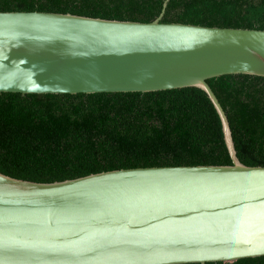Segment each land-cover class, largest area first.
I'll return each mask as SVG.
<instances>
[{
	"label": "water",
	"instance_id": "water-1",
	"mask_svg": "<svg viewBox=\"0 0 264 264\" xmlns=\"http://www.w3.org/2000/svg\"><path fill=\"white\" fill-rule=\"evenodd\" d=\"M0 12V94L204 92L232 166L153 167L51 184L0 174V264H232L264 257V167L239 162L208 85L264 78V31Z\"/></svg>",
	"mask_w": 264,
	"mask_h": 264
},
{
	"label": "trees",
	"instance_id": "trees-1",
	"mask_svg": "<svg viewBox=\"0 0 264 264\" xmlns=\"http://www.w3.org/2000/svg\"><path fill=\"white\" fill-rule=\"evenodd\" d=\"M165 1L0 0V12L151 23ZM162 23L264 31V0H170ZM207 83L228 118L239 162L264 167V78ZM232 165L220 118L199 89L0 94V174L14 179L51 184L126 169ZM232 264H264V257Z\"/></svg>",
	"mask_w": 264,
	"mask_h": 264
}]
</instances>
